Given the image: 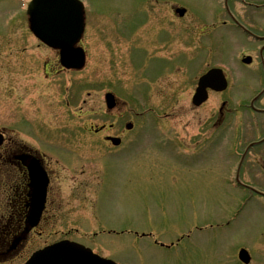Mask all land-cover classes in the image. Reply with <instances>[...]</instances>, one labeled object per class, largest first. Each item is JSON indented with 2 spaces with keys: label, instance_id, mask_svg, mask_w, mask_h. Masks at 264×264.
Returning <instances> with one entry per match:
<instances>
[{
  "label": "rangeland",
  "instance_id": "374dc122",
  "mask_svg": "<svg viewBox=\"0 0 264 264\" xmlns=\"http://www.w3.org/2000/svg\"><path fill=\"white\" fill-rule=\"evenodd\" d=\"M28 1L0 0V129L14 125L33 139L53 135L81 145L92 136V123L99 127L112 121L116 129L132 122L134 130L128 135L143 136L135 152L120 158L123 163L110 159L105 185L97 174L86 190L84 203L77 199L66 202L61 234L45 239L46 244L78 242L116 264H241L236 249L245 247L252 264H264V201L253 202L233 187L235 172L226 169V161L217 169L215 152L207 153L202 164H194V155L186 159L182 148L189 144L181 141L183 137L200 134L194 120L210 116L218 100L213 98L202 112L191 110V93L180 87L185 69L170 76L176 85L163 95L174 96L173 109L148 110L137 100L140 92L147 94L142 77L153 82L162 75L163 63L139 53L141 48L149 53L156 49L158 21L150 14L148 19L146 10L166 4L183 6L196 18L211 23L218 0H159V5L152 3L156 0H86L81 47L87 53V66L79 73L57 75L54 65L58 59L53 50L40 47L29 29L24 12ZM182 22L176 19L170 29L176 35L175 51L183 45L191 47L187 40L192 32L186 28L189 24ZM223 35L219 29L207 31V46L212 50L203 54V66L218 63L219 57L229 62L233 40L224 35L223 41ZM188 51L185 53L192 50ZM255 68L240 72L238 78L242 80ZM46 73L52 78L47 79ZM108 92L125 100L126 106L111 117L97 107V115L90 116L93 100L104 102ZM239 93L235 102L244 99L241 88ZM156 97L159 99L153 96V103L162 101L161 96ZM246 97L248 101L252 95ZM243 112L245 116L240 118L247 120V128L264 123L263 117H248ZM189 145L194 147L193 142ZM259 177L255 176V181L264 184V178ZM73 192L65 190V197ZM114 230L121 234L111 233Z\"/></svg>",
  "mask_w": 264,
  "mask_h": 264
},
{
  "label": "flooded vegetation",
  "instance_id": "af4514ba",
  "mask_svg": "<svg viewBox=\"0 0 264 264\" xmlns=\"http://www.w3.org/2000/svg\"><path fill=\"white\" fill-rule=\"evenodd\" d=\"M81 1L87 10L86 0ZM152 3L160 4L159 0ZM217 3L216 16L211 23L203 17L196 18L183 6L166 4L163 7L156 6L155 9L149 8L150 11L146 10L148 19L150 14L158 21L154 45L156 49L149 53L148 49L141 48L139 53L142 58L154 59L163 65L162 75L153 82L142 75V85L147 88V94L140 92L141 97H137V100L148 110L161 109L162 106L173 109L174 96L168 98L163 95L167 89L176 85L175 81H170V76L185 69L186 78L180 87L191 93V110L202 112L213 98L218 100L210 116L206 114L208 117L205 115L203 119L198 117L199 119L194 120L199 125L200 134L186 135L181 140L189 144L194 143V147L189 144L181 146L186 159L190 160L192 156L189 155L193 154L194 164H202L207 153L215 152L213 158L216 160V168L226 161L228 165L226 169L235 172L231 185L253 202H263L264 184L259 181L257 183L255 176L264 178V123L250 125L252 126L250 129L247 128L249 125L247 120L240 116H245L243 112L245 111L248 117L264 118V0H218ZM180 10H185L186 14L181 16ZM176 19L183 21L184 25L189 24L186 28L192 32L191 39L187 40V42L191 40V47L183 45L180 51L173 49L176 35L170 30L175 26ZM217 29L224 31V35L233 40V48L227 57L230 60L225 63L219 57L218 63L203 66L205 65L203 54H206L207 49L212 50V46H207V31L213 32ZM39 46L47 48L41 42ZM186 49L192 50L191 53H185ZM53 54L58 59L57 65H54L59 70L56 75L79 73L65 70L60 63L59 52L53 51ZM248 57L252 60L251 65L243 64L244 59ZM48 67V63L45 62L44 68ZM253 67H256L254 75L247 72L249 74L242 77L243 81L238 78L240 72L250 71ZM50 68L54 70V67ZM213 70L221 71L219 75L222 81L223 77L226 79L227 89L215 91L212 83L207 84V101L197 107L193 99L200 80ZM46 78L50 79L52 75L46 73ZM240 88L244 99L235 102L238 99L237 95L240 94ZM88 95L91 98L92 94ZM251 95L252 97L246 101L248 98L246 96ZM153 96L154 98L161 96L162 101L153 103ZM126 104L125 100L117 96L116 108L110 111L106 101L93 100L90 105V116L97 115L95 110L98 107L100 110H106L104 112L106 116L111 117L116 110H121ZM116 127L112 121L99 127L92 123L90 125L92 136L87 142L84 141L87 144L81 145L72 139L61 141L58 137L53 138V135L50 137L36 135L33 139L22 129L21 131L15 129L14 125L0 129V264H23L33 251L50 245L46 244L45 239H55L61 234L66 202L77 199L79 203H84L87 197L86 190L95 183L97 174L98 180H102V185H105V174L111 172L110 159L116 158L118 161L121 157L127 158L129 153L135 152L141 145L142 135H128L126 127L121 129ZM116 130L117 132L113 133ZM128 137L131 138L128 140ZM111 138L117 139L118 142H112ZM168 141L178 142L177 139ZM120 162L124 161L121 159ZM69 189L74 192L65 197V190ZM37 205H42L41 216L37 225L32 227L33 208ZM97 211L96 217L101 219ZM243 249L249 251L245 247H238L236 250Z\"/></svg>",
  "mask_w": 264,
  "mask_h": 264
},
{
  "label": "water",
  "instance_id": "95a60500",
  "mask_svg": "<svg viewBox=\"0 0 264 264\" xmlns=\"http://www.w3.org/2000/svg\"><path fill=\"white\" fill-rule=\"evenodd\" d=\"M181 15L185 12L180 11ZM32 33L47 46L61 51L62 65L67 69L81 70L85 66L86 56L82 48H78L85 32V10L77 0H34L28 10ZM250 63V61H246ZM210 77L202 79L194 103L201 105L207 100L206 84ZM223 91L225 86L215 88ZM109 107H115V98L108 95ZM132 125H128L131 129ZM240 259L250 263V256L242 251ZM27 264H115L95 255L90 249L81 245L63 242L32 256Z\"/></svg>",
  "mask_w": 264,
  "mask_h": 264
}]
</instances>
